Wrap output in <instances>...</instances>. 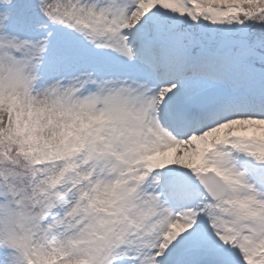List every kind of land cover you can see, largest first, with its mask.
<instances>
[{
    "label": "snow or ice",
    "instance_id": "1",
    "mask_svg": "<svg viewBox=\"0 0 264 264\" xmlns=\"http://www.w3.org/2000/svg\"><path fill=\"white\" fill-rule=\"evenodd\" d=\"M0 264H264V0H0Z\"/></svg>",
    "mask_w": 264,
    "mask_h": 264
},
{
    "label": "rangeland",
    "instance_id": "2",
    "mask_svg": "<svg viewBox=\"0 0 264 264\" xmlns=\"http://www.w3.org/2000/svg\"><path fill=\"white\" fill-rule=\"evenodd\" d=\"M21 4L27 3V0H19Z\"/></svg>",
    "mask_w": 264,
    "mask_h": 264
}]
</instances>
